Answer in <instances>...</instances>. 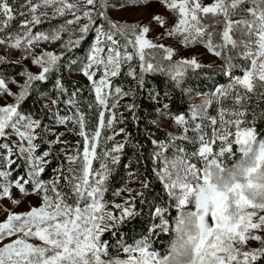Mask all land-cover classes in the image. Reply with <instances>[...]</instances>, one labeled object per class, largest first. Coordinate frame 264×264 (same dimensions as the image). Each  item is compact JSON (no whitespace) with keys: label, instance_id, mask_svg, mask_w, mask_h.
Here are the masks:
<instances>
[{"label":"snow or ice","instance_id":"snow-or-ice-1","mask_svg":"<svg viewBox=\"0 0 264 264\" xmlns=\"http://www.w3.org/2000/svg\"><path fill=\"white\" fill-rule=\"evenodd\" d=\"M0 48V264H264V0H0Z\"/></svg>","mask_w":264,"mask_h":264},{"label":"trees","instance_id":"trees-1","mask_svg":"<svg viewBox=\"0 0 264 264\" xmlns=\"http://www.w3.org/2000/svg\"><path fill=\"white\" fill-rule=\"evenodd\" d=\"M0 54H4V53L2 51H0ZM9 60H11V59H9ZM19 70H20L19 68L9 69L10 72H16V71H19ZM69 79L74 82L73 85H71V86H76V83H85L80 78L75 77V75L70 77ZM193 79L196 82V85L199 86V80L196 79L195 77H193ZM201 79H203V77H201ZM174 100H176L177 103H179V104H183L184 103V101L181 100L178 95L174 96ZM137 102L141 104V108L138 111L140 113H143L142 120H145V119L150 120V119L153 118V116H156V113L151 109L150 105L146 101H144L142 98L139 99ZM149 112H151V115H149ZM143 128H144V125L142 123L140 125V127H139V130H138L136 125L131 121V118H129V121L127 123V130L132 133V136H133L134 140L135 139H139V140L143 141V139H144ZM122 139H123L122 136L117 137V140H122ZM125 151L128 154L126 159H125V161H124L125 163L127 162V159H129V158L134 159L135 158V156H134V151L135 150L133 149L131 144H129L126 147ZM118 171H119V175L117 176V178L113 182V184L110 186L109 192L106 193V199L108 201L115 200L117 197H114L112 193L115 190H117V189H119L121 187H124L125 184H127L128 188H138L139 187L138 182H136L134 179H132V178H130L128 176V172L123 169V166H121ZM158 193H159V188L157 187L156 191L153 194L155 195V194H158ZM133 195H134V193H133ZM140 207L144 208V212H145L144 217L141 218L140 223H133V224L129 225L127 228H125V231L123 233H121V237H120L121 239H124L125 237H127L128 239H131L134 236H138L139 232L141 231V224L144 222V220L147 219V208L144 207V206H140ZM169 239L170 238L168 236H162L157 241L156 246L158 248L163 249L164 247L167 246V244L169 242ZM112 241H113V246L115 247V238L114 237L112 238ZM110 251L112 252V254L115 253V251L113 249H110Z\"/></svg>","mask_w":264,"mask_h":264},{"label":"rangeland","instance_id":"rangeland-1","mask_svg":"<svg viewBox=\"0 0 264 264\" xmlns=\"http://www.w3.org/2000/svg\"><path fill=\"white\" fill-rule=\"evenodd\" d=\"M154 8L157 11H160L161 10V9H159L156 6H154ZM119 14L126 16V18L129 19V20H139V19H142V18H144L146 16V12L142 8L141 9H138V10H135L132 13H119ZM145 22H146V20H145ZM47 47L50 48L52 46L51 45H48ZM0 49H1L0 51H2L4 53V55H6L7 59H11V60L19 59V57L21 55L17 51H11V50H9V51L6 52L3 48H0ZM200 51L202 52L203 49H201ZM189 54L190 53H185V55H189ZM24 64L27 65L28 67H30L33 72L37 71V69L34 66H32L29 61H24ZM75 77H78L82 81H84L83 80V77H80V76H77V75H75ZM16 79L22 80L23 78L20 77V76H16ZM10 87L12 88L13 91H16V86L15 85H10ZM0 102H3V101H0ZM154 117L155 116H153V118ZM126 195H127L126 192L125 193H121V196L120 197H117L114 201L117 202V203H120V202H122L123 197L126 196ZM29 199H31L33 203H37V201L35 200L34 197H29ZM2 206H7L9 208H12L13 207L10 204V202L7 201V200L0 201V219H2L4 217V215H5V212L2 210ZM14 210L15 211H24L25 210V205L22 204L21 206L14 208ZM113 255H116V253H114Z\"/></svg>","mask_w":264,"mask_h":264}]
</instances>
